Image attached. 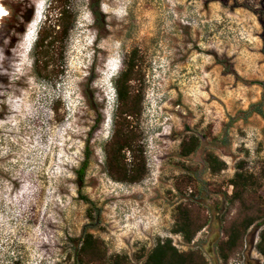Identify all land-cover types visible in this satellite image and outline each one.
<instances>
[{"label": "rangeland", "instance_id": "rangeland-1", "mask_svg": "<svg viewBox=\"0 0 264 264\" xmlns=\"http://www.w3.org/2000/svg\"><path fill=\"white\" fill-rule=\"evenodd\" d=\"M51 2L1 0L0 264H73L85 231L131 264L166 239L208 264H264V118L246 114L264 109V0H101L98 20L93 0H72L75 26L53 49L63 74L47 81L35 71V44L54 30ZM28 13L42 23L25 54ZM133 52L147 168L137 183L113 179L106 156L122 122L117 98H108ZM192 135L201 145L183 157ZM208 154L226 167L213 173ZM239 169L252 175L242 199L230 184ZM180 205L203 225L191 243L172 232ZM247 220L253 225L223 259L226 230Z\"/></svg>", "mask_w": 264, "mask_h": 264}, {"label": "trees", "instance_id": "trees-1", "mask_svg": "<svg viewBox=\"0 0 264 264\" xmlns=\"http://www.w3.org/2000/svg\"><path fill=\"white\" fill-rule=\"evenodd\" d=\"M100 3L101 0H93L91 4V10L96 15L97 20L100 19ZM49 9H51V12H57L58 16L55 20L54 30L46 35H42L41 31L39 32V37L35 44L37 49L35 53V71L44 80L52 81L58 78L60 74H63V71L52 67L62 57L61 51L60 53H54L53 49L62 48L75 26L76 15L72 11V0H52ZM23 18L25 22L31 23L34 15L32 16L31 13H28ZM137 62L136 53H131L128 58L126 71L116 82L117 102L119 103L117 107L120 109V116H117V119H121L122 122L117 126L106 152L107 169L110 176L116 181L129 183L141 181L147 172L143 146L138 144L140 130L136 123L142 116L143 96L136 86L131 85L137 79ZM50 67H52L51 70H49ZM252 113H257L264 118L263 103L253 105L251 110L246 112L247 115ZM102 121V116H99L93 127L94 130L100 126ZM200 145L201 140L196 135H192L188 140H183L181 143V156L189 157ZM126 151L131 154L132 160L130 164L126 163ZM90 159L91 154L87 149L85 161L77 172L80 182L84 181L90 166ZM206 162L213 173H218L226 167V164L213 154L207 155ZM251 179L252 175L243 173L239 169V172L230 181L235 191L234 198L242 199L243 192L247 190ZM93 212L91 209L88 210L89 218L94 216ZM253 223V220L243 221L240 224H233L226 230L227 239L219 247L223 259L226 260L228 258V253L236 247L237 243L243 238L244 233L247 232ZM202 228L203 225L197 222L193 216V211L189 207L180 205L177 208L173 233L182 235L186 242L191 243ZM74 242L73 264H131L126 256H108L103 241L95 237L93 233L85 231L83 236ZM258 249L264 255V229L260 232ZM140 258H145L143 264H208L201 254L194 251L180 252L173 245L171 239L159 240L153 249L147 254H143Z\"/></svg>", "mask_w": 264, "mask_h": 264}, {"label": "bare ground", "instance_id": "bare-ground-1", "mask_svg": "<svg viewBox=\"0 0 264 264\" xmlns=\"http://www.w3.org/2000/svg\"><path fill=\"white\" fill-rule=\"evenodd\" d=\"M4 17H6V14L0 0V26ZM41 23L42 21L39 17H35V19L31 23L30 29L26 33V40L23 44L24 47H22L25 54L29 53L32 50L33 44L36 41V35L40 30Z\"/></svg>", "mask_w": 264, "mask_h": 264}]
</instances>
